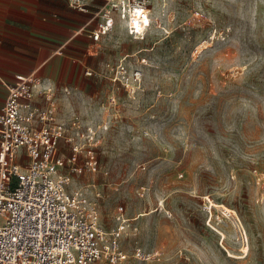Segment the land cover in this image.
I'll list each match as a JSON object with an SVG mask.
<instances>
[{
	"label": "rangeland",
	"instance_id": "374dc122",
	"mask_svg": "<svg viewBox=\"0 0 264 264\" xmlns=\"http://www.w3.org/2000/svg\"><path fill=\"white\" fill-rule=\"evenodd\" d=\"M148 2L145 38L119 21L104 64L92 51L96 75L48 103L77 121L59 146L66 162L80 152L67 191L96 204L106 232L122 228L124 264H264V0Z\"/></svg>",
	"mask_w": 264,
	"mask_h": 264
},
{
	"label": "built area",
	"instance_id": "2783aa9c",
	"mask_svg": "<svg viewBox=\"0 0 264 264\" xmlns=\"http://www.w3.org/2000/svg\"><path fill=\"white\" fill-rule=\"evenodd\" d=\"M65 1L69 7L91 15L78 31L93 42L110 34L116 21H128L126 38L133 43L143 40L158 23L148 0ZM92 21L96 23L93 28ZM132 25L142 27V34L133 33ZM139 77L140 72L134 70L135 83ZM124 80L127 86V70L120 64L113 81L123 85ZM6 93L0 110V264H124L126 255L119 249L122 228L106 232L96 204L80 190L67 191L71 176L63 170L75 165L80 152L72 146L66 162L59 146L61 140L75 141L76 135L68 131L77 121L69 128L55 120L54 109L48 107L55 90L35 72L16 75L6 83ZM35 96L44 98L45 109L32 106ZM95 165L92 159L85 164L91 171ZM73 170L80 173L82 167ZM134 257L146 259L139 248L134 250Z\"/></svg>",
	"mask_w": 264,
	"mask_h": 264
},
{
	"label": "crops",
	"instance_id": "0c3cea01",
	"mask_svg": "<svg viewBox=\"0 0 264 264\" xmlns=\"http://www.w3.org/2000/svg\"><path fill=\"white\" fill-rule=\"evenodd\" d=\"M90 19V14L69 7L65 0H0V110L6 83L16 75L35 72L58 94L80 89L88 77L85 72L97 70L92 51L102 54L98 65L104 64L107 38L93 42L78 31ZM118 23L115 37L123 35ZM95 25L92 21L90 26ZM43 99L35 96L32 106L46 108Z\"/></svg>",
	"mask_w": 264,
	"mask_h": 264
},
{
	"label": "bare ground",
	"instance_id": "6f19581e",
	"mask_svg": "<svg viewBox=\"0 0 264 264\" xmlns=\"http://www.w3.org/2000/svg\"><path fill=\"white\" fill-rule=\"evenodd\" d=\"M143 21L145 22V24L148 23V19H146V18ZM128 24H129L128 21L124 22V27H127V30L125 31L126 34H127V31H128ZM131 27H132L133 33L142 34V30H143L142 27H140L138 25H132Z\"/></svg>",
	"mask_w": 264,
	"mask_h": 264
}]
</instances>
